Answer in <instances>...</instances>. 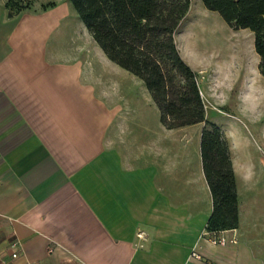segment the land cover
<instances>
[{"label": "crops", "instance_id": "crops-1", "mask_svg": "<svg viewBox=\"0 0 264 264\" xmlns=\"http://www.w3.org/2000/svg\"><path fill=\"white\" fill-rule=\"evenodd\" d=\"M55 1L8 17L0 0V264H184L212 211L205 123L168 129L158 111H127L76 38L73 6ZM199 87L238 199V226L224 231L237 242L199 250L264 264V158L216 121L225 93Z\"/></svg>", "mask_w": 264, "mask_h": 264}, {"label": "trees", "instance_id": "trees-1", "mask_svg": "<svg viewBox=\"0 0 264 264\" xmlns=\"http://www.w3.org/2000/svg\"><path fill=\"white\" fill-rule=\"evenodd\" d=\"M35 0H6L8 17ZM104 55L139 78L168 129L204 122L200 151L212 196L205 230L219 233L238 226V199L229 145L219 125L205 117L199 73L181 57L174 36L190 0H68ZM232 29L253 32L258 70L264 76V0H201ZM56 5L48 1L45 11Z\"/></svg>", "mask_w": 264, "mask_h": 264}, {"label": "rangeland", "instance_id": "rangeland-1", "mask_svg": "<svg viewBox=\"0 0 264 264\" xmlns=\"http://www.w3.org/2000/svg\"><path fill=\"white\" fill-rule=\"evenodd\" d=\"M48 1L55 0H35L22 13L41 12V5ZM71 9L74 17H78L74 8ZM73 25L97 77L109 83L113 91L122 90V105L127 111L145 112L150 119L158 108L143 82L110 61L79 18ZM253 38L249 29L229 27L218 12L206 9L201 0H190L189 11L174 36L181 57L194 70H200L201 87L213 84L214 94L226 95L224 101L217 103L220 117L212 119L226 122L222 126L229 128L233 142L255 147L264 158V76L258 70ZM224 137L227 140L225 134Z\"/></svg>", "mask_w": 264, "mask_h": 264}, {"label": "built area", "instance_id": "built-area-1", "mask_svg": "<svg viewBox=\"0 0 264 264\" xmlns=\"http://www.w3.org/2000/svg\"><path fill=\"white\" fill-rule=\"evenodd\" d=\"M207 241L211 245L215 246H226L228 244H234L237 242L236 237H227L224 234V231H220L219 233H210L206 231L205 229L200 233L199 239L196 241V243L191 247L190 253L184 262V264H219L217 262H212L203 256L201 251L199 250L200 247V241ZM13 246H16L15 244ZM18 256L17 251L13 250L11 253L12 258H16ZM24 264H29L24 263Z\"/></svg>", "mask_w": 264, "mask_h": 264}]
</instances>
